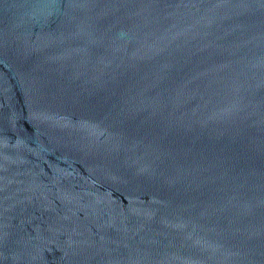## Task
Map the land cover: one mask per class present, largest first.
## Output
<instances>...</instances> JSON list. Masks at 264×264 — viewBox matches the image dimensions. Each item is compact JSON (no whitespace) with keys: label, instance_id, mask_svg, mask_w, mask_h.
<instances>
[{"label":"water","instance_id":"obj_1","mask_svg":"<svg viewBox=\"0 0 264 264\" xmlns=\"http://www.w3.org/2000/svg\"><path fill=\"white\" fill-rule=\"evenodd\" d=\"M0 264H264V0H0Z\"/></svg>","mask_w":264,"mask_h":264}]
</instances>
